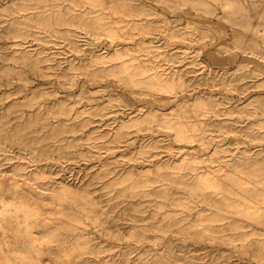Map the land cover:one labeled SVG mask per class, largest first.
I'll return each mask as SVG.
<instances>
[{"label": "rangeland", "instance_id": "1", "mask_svg": "<svg viewBox=\"0 0 264 264\" xmlns=\"http://www.w3.org/2000/svg\"><path fill=\"white\" fill-rule=\"evenodd\" d=\"M197 174L264 193V0H0V264H264V224Z\"/></svg>", "mask_w": 264, "mask_h": 264}, {"label": "bare ground", "instance_id": "2", "mask_svg": "<svg viewBox=\"0 0 264 264\" xmlns=\"http://www.w3.org/2000/svg\"><path fill=\"white\" fill-rule=\"evenodd\" d=\"M64 18L62 16H59L56 19L57 24H61L63 23ZM36 22H38L39 24H42L44 26L48 25L51 21H47L46 18L43 17H38L36 18ZM22 30L20 28H15L14 29V33L19 34L21 33ZM122 70L121 72L123 74H125V80L128 82V84H130L131 86H143V87H148L150 89L153 90H158V91H169L171 89H174V84L172 81H169V79L164 78L162 74H157L153 72V68H147L145 66L142 65H134L131 66L129 64H126L125 62L122 65ZM133 67V68H132ZM149 71V74L146 75ZM146 75L142 78H139L140 76ZM174 78V77H173ZM170 80H172L170 78ZM173 81H179L177 80V77L173 79ZM179 84L182 85L183 82L179 81ZM178 86V84H177ZM200 103H202L200 101ZM164 116L163 120V124L168 126L171 129H176V134L177 136H179L182 139H186L187 137H191V133L192 132H197L199 129V125H197L196 123L194 124H190L187 125L182 121H174L173 119H170L167 117V113L162 114ZM201 124V123H200ZM189 160H198V157H196L195 155H193L192 157H190ZM245 174V173H242ZM249 175L251 176H257L259 177V175H257L256 172H251L249 173ZM209 174H204V175H200L197 174L196 178H197V189H209V188H215V189H219L223 186L222 190H220L219 192L222 193L221 195L219 193H217L216 197L214 198V202L218 203L219 205H224L225 207L231 209L234 212V209H236L237 211H235V215L238 216H244L247 217L248 219H252V217H258L259 220H256L258 223H262L264 224V214L260 215L256 212H260V210H256L255 212L250 210V207L248 205H250L253 200H258V203H262L264 204V193L260 190V188L258 187L260 184V181L258 179H255V184H256V188L254 190H249L248 188H245L243 186V182L241 181H234V180H230L229 183H227L228 185H226L223 182H218V180L216 179H211L209 177ZM229 185H235L236 187H230ZM219 187V188H218ZM64 188H66V185L62 186L63 190ZM66 190V189H64ZM78 190V189H75ZM226 192L229 193V197L226 195ZM220 195V196H219ZM231 196H235V197H231ZM27 197H23L22 200L16 202V204L20 205L21 210L26 211V213H33L31 211L36 212L34 209H29L30 205L25 203L24 200L27 199ZM31 198V197H29ZM242 205H244L242 207ZM260 205V204H259ZM260 209V207H259ZM37 213H35L36 215ZM67 215V217L69 219H73L74 215L73 214H65ZM76 217V216H75ZM261 219V220H260ZM62 223H55L52 222L50 219H44L40 222H36L35 223V227L33 229H40L41 228V233H43V238H46L48 240V242H57L56 238H57V231H58V227L61 225ZM28 223L25 225V229L20 230V232H25L28 233V237L30 239V242L33 245V249H37V247L34 246V244L36 242H38L40 240V237H37L34 233V231L32 230L31 227ZM224 227V226H222ZM53 230L54 233L51 231ZM85 250L83 251H89V249L87 247H84ZM51 254L55 255V251L54 248L50 249ZM81 253V252H80ZM72 257V256H71ZM68 264H70V262L68 261Z\"/></svg>", "mask_w": 264, "mask_h": 264}]
</instances>
